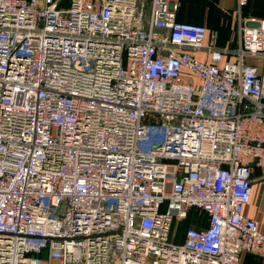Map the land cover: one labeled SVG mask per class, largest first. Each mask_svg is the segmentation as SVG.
<instances>
[{
	"label": "built area",
	"instance_id": "obj_1",
	"mask_svg": "<svg viewBox=\"0 0 264 264\" xmlns=\"http://www.w3.org/2000/svg\"><path fill=\"white\" fill-rule=\"evenodd\" d=\"M177 8L0 0V264L264 257L243 214L251 164L264 171V75L242 62L264 60V20L239 22L237 61L218 65Z\"/></svg>",
	"mask_w": 264,
	"mask_h": 264
},
{
	"label": "crops",
	"instance_id": "obj_2",
	"mask_svg": "<svg viewBox=\"0 0 264 264\" xmlns=\"http://www.w3.org/2000/svg\"><path fill=\"white\" fill-rule=\"evenodd\" d=\"M145 6L147 11V4ZM249 19L264 20V0H247L240 6L237 5V0H178L176 20L203 25L207 32L203 45L224 49L218 65L237 61L234 50L238 42V24L248 22ZM192 55L199 60H207L200 51L192 52ZM242 62L256 66L258 73L264 75V60L259 57L245 56ZM193 79L198 83L196 77ZM243 214L255 220L257 229L264 232V171L255 164H251L250 193L243 206ZM189 217L192 222L195 217L198 218V214L192 209ZM184 229L180 228L177 234L174 232L178 242L182 240ZM238 264H264V257L242 252Z\"/></svg>",
	"mask_w": 264,
	"mask_h": 264
},
{
	"label": "trees",
	"instance_id": "obj_3",
	"mask_svg": "<svg viewBox=\"0 0 264 264\" xmlns=\"http://www.w3.org/2000/svg\"><path fill=\"white\" fill-rule=\"evenodd\" d=\"M189 218L190 217H189V212H188L186 217L183 220H181L180 222H174L173 223L174 232H176V234L178 233V230L180 228H186V227H189V226H195L196 225V221H197L196 217H195V219L192 222L190 221L192 219L191 218L189 219ZM177 223H178V226H177L178 229L176 228V224ZM176 234L174 233V240H175V238H177Z\"/></svg>",
	"mask_w": 264,
	"mask_h": 264
},
{
	"label": "rangeland",
	"instance_id": "obj_4",
	"mask_svg": "<svg viewBox=\"0 0 264 264\" xmlns=\"http://www.w3.org/2000/svg\"><path fill=\"white\" fill-rule=\"evenodd\" d=\"M145 1H147V0H145ZM149 1V0H148ZM144 13L146 12L145 10L143 11ZM178 223L176 224V228L178 229ZM175 242H178V240H177V238H175V240H174Z\"/></svg>",
	"mask_w": 264,
	"mask_h": 264
}]
</instances>
